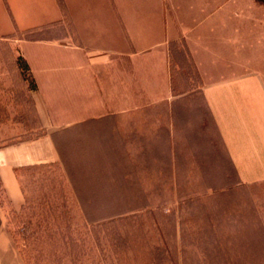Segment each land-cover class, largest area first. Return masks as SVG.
I'll return each mask as SVG.
<instances>
[{"label": "rangeland", "instance_id": "374dc122", "mask_svg": "<svg viewBox=\"0 0 264 264\" xmlns=\"http://www.w3.org/2000/svg\"><path fill=\"white\" fill-rule=\"evenodd\" d=\"M176 2L190 22L215 18L232 54L264 68V0ZM184 43L171 56L184 97L70 128L58 164L19 169L26 207L10 224L27 264H264V181L241 183ZM15 57L0 40L7 141L38 123Z\"/></svg>", "mask_w": 264, "mask_h": 264}, {"label": "crops", "instance_id": "0c3cea01", "mask_svg": "<svg viewBox=\"0 0 264 264\" xmlns=\"http://www.w3.org/2000/svg\"><path fill=\"white\" fill-rule=\"evenodd\" d=\"M177 4L0 0V40L29 66L38 122L28 137L7 141L0 131V264H26L10 224L27 199L19 169L58 164L57 136L70 128L184 97L175 95L171 71V43L180 36L241 183L264 181V68L232 54L231 41L217 38L215 18L190 22Z\"/></svg>", "mask_w": 264, "mask_h": 264}, {"label": "trees", "instance_id": "16d2710c", "mask_svg": "<svg viewBox=\"0 0 264 264\" xmlns=\"http://www.w3.org/2000/svg\"><path fill=\"white\" fill-rule=\"evenodd\" d=\"M174 43H176V40L171 43V56H172V53H173V45H174ZM184 46L183 47H184V49L186 51V56L189 59V61L192 63V60H191L192 57H191L190 51L186 47L185 43H184ZM17 61H18L19 65H20V67L23 69L22 70L23 75L25 76V78H27L29 76V74H28L29 66H28L26 60L22 56H18L17 57ZM29 77L27 78L30 81L29 82V89H34L36 87L35 80L32 77H30V78ZM33 167H37V166H33ZM25 207H26V203H25V206L23 207V210H24ZM59 232H63V230H60ZM30 234H32V233H30Z\"/></svg>", "mask_w": 264, "mask_h": 264}]
</instances>
